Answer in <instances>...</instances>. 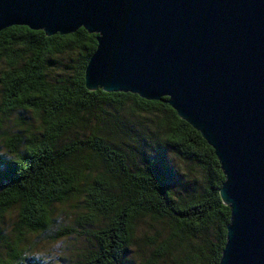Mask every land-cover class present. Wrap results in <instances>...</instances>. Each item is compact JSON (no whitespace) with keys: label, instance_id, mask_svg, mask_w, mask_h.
Listing matches in <instances>:
<instances>
[{"label":"trees","instance_id":"1","mask_svg":"<svg viewBox=\"0 0 264 264\" xmlns=\"http://www.w3.org/2000/svg\"><path fill=\"white\" fill-rule=\"evenodd\" d=\"M97 36L84 27L51 36L23 25L0 31V217H18L0 231V264H43L27 238L45 233L89 241L59 264H135L137 223L148 217L171 227L150 241L154 264H219L231 207L220 195L226 175L215 149L168 96L90 90ZM68 54L76 65L54 76ZM15 113L8 120L21 127L4 130L3 117ZM73 203L79 210L65 215Z\"/></svg>","mask_w":264,"mask_h":264},{"label":"water","instance_id":"2","mask_svg":"<svg viewBox=\"0 0 264 264\" xmlns=\"http://www.w3.org/2000/svg\"><path fill=\"white\" fill-rule=\"evenodd\" d=\"M84 27L90 90L168 96L221 162L231 207L219 264H264V0H0V31Z\"/></svg>","mask_w":264,"mask_h":264},{"label":"rangeland","instance_id":"3","mask_svg":"<svg viewBox=\"0 0 264 264\" xmlns=\"http://www.w3.org/2000/svg\"><path fill=\"white\" fill-rule=\"evenodd\" d=\"M76 59L75 54H68L62 58V70L59 69L61 66L59 62L55 63L53 75L58 77L59 73L63 70L67 72L70 70L68 64L76 65L74 62ZM71 62V63H68ZM67 64V65H66ZM2 67L0 63V76L2 74ZM3 103V88L0 82V111L2 109ZM9 115V114H7ZM14 116L16 118L17 113L10 114L7 118L3 117V128L4 130H12L20 128L21 126L17 125L14 120H8ZM17 120V118H16ZM7 137L2 140V149L7 150L5 146V140ZM65 206L57 208L55 216L59 219H64L61 217L60 212ZM79 210V208L73 203L72 207L67 208L65 215L70 212ZM66 217V216H65ZM18 217L16 211L7 212L3 217H0V231L5 235L9 230L14 228V224L17 223ZM171 231L170 223L168 221H158L151 218H142L137 223V229L135 233V245H133L132 254L135 255V264H154L155 260H152L153 253L156 246L150 243L153 238H165L168 236ZM46 234V233H45ZM45 234H28L27 244L32 246V249L29 253L35 256V259L39 257L44 263L43 264H59L60 255L63 253L66 254L74 248H80L88 244L89 241L86 239H77L74 236L61 238L59 240H53ZM6 243L1 240L0 246L3 250H7ZM69 254V253H68ZM163 259V258H162ZM161 259V260H162ZM159 260L158 264H162L163 261ZM170 264L174 262H169Z\"/></svg>","mask_w":264,"mask_h":264}]
</instances>
